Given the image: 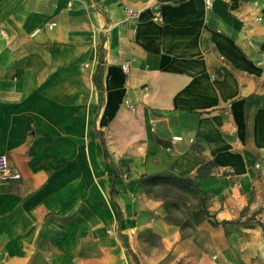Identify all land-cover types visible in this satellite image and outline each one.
I'll return each instance as SVG.
<instances>
[{
    "label": "crops",
    "instance_id": "1",
    "mask_svg": "<svg viewBox=\"0 0 264 264\" xmlns=\"http://www.w3.org/2000/svg\"><path fill=\"white\" fill-rule=\"evenodd\" d=\"M263 21L264 0H0L21 175L0 181V264H264ZM171 173L198 192L186 236L143 182Z\"/></svg>",
    "mask_w": 264,
    "mask_h": 264
},
{
    "label": "rangeland",
    "instance_id": "2",
    "mask_svg": "<svg viewBox=\"0 0 264 264\" xmlns=\"http://www.w3.org/2000/svg\"><path fill=\"white\" fill-rule=\"evenodd\" d=\"M146 190L151 197L160 201V209L155 218L176 226L181 235H189L193 227L191 213L199 205L196 187L192 183L168 184L150 180ZM142 218L145 221V215Z\"/></svg>",
    "mask_w": 264,
    "mask_h": 264
},
{
    "label": "built area",
    "instance_id": "3",
    "mask_svg": "<svg viewBox=\"0 0 264 264\" xmlns=\"http://www.w3.org/2000/svg\"><path fill=\"white\" fill-rule=\"evenodd\" d=\"M48 1V0H46ZM212 0H204L205 5L207 7L210 6ZM158 14V12H156ZM126 15L128 17H137V12L132 10H126ZM256 21H261L259 17L255 18ZM264 25V21L262 22ZM54 26V23L49 24V28H52ZM122 71L127 72L128 70V64L122 63L120 65ZM172 140H177V137H173ZM254 168L260 169L261 167H264V159L254 162L253 163ZM21 177L19 171H17L14 167L11 166L9 159L6 154H0V181L3 182H10V181H16L19 180Z\"/></svg>",
    "mask_w": 264,
    "mask_h": 264
},
{
    "label": "trees",
    "instance_id": "4",
    "mask_svg": "<svg viewBox=\"0 0 264 264\" xmlns=\"http://www.w3.org/2000/svg\"><path fill=\"white\" fill-rule=\"evenodd\" d=\"M93 81H94V84H95V86H96V88L98 90V94H99V98H100V104H101V102L103 101V96H102V84L100 83L99 76L94 75ZM100 104H99V107H100ZM150 180L161 182V183H168V184H182L183 182H185L187 184L192 183V185L194 187H196L195 182H193L191 179H189V180H181V179L177 178L175 175L155 174V175H151V176L145 178L143 180V182H144L145 185H147L148 181H150ZM206 218H207L208 222H210L211 224H213V225L218 224L207 213H206ZM129 252L131 253V251H129ZM131 255H132V258H133V261L135 262V264H138V261H137L135 255L133 253H131Z\"/></svg>",
    "mask_w": 264,
    "mask_h": 264
}]
</instances>
